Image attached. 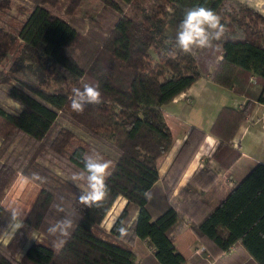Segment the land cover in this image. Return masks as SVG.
<instances>
[{
  "label": "trees",
  "instance_id": "obj_1",
  "mask_svg": "<svg viewBox=\"0 0 264 264\" xmlns=\"http://www.w3.org/2000/svg\"><path fill=\"white\" fill-rule=\"evenodd\" d=\"M30 1L18 25L0 17V60L12 59L0 68V85L20 105H0V264H264V163L222 199L200 191L182 213L169 202L206 134L218 140L211 153L218 171L241 156L231 140L256 103L264 104V13L233 0H97L93 13L82 10L86 0ZM198 5L218 14L225 32L216 40L208 29L211 47L183 53L178 25ZM8 8L0 0V13ZM59 68L70 74L68 85ZM200 77L246 102L223 106L207 132L191 126L160 175L176 142L161 106ZM84 84L98 86L101 102H85L77 113L72 90ZM97 153L113 162L108 194L86 207L79 203L86 183L70 177L84 171V155ZM33 173L45 181H33ZM19 175L39 190L24 227L3 243L11 215L1 202ZM118 197L125 203L104 229ZM66 214L71 235L57 248L47 228ZM185 226L201 246L187 260L174 244Z\"/></svg>",
  "mask_w": 264,
  "mask_h": 264
},
{
  "label": "crops",
  "instance_id": "obj_2",
  "mask_svg": "<svg viewBox=\"0 0 264 264\" xmlns=\"http://www.w3.org/2000/svg\"><path fill=\"white\" fill-rule=\"evenodd\" d=\"M237 1L240 3L236 4H247L264 13V0ZM245 102L244 96L205 77H200L185 91L173 97L170 102L163 104L161 109L169 118L176 142L159 168L160 175L166 170L176 147L182 142L191 126L207 132L223 106L238 107ZM217 143L218 140L215 137L206 134L184 170L169 197L170 204L177 212L186 211L199 197L200 191H209L213 201L222 199L256 163H264V104L256 103L251 114L246 117L232 138L231 144L239 148L241 156L226 170L218 171L216 162L211 158V153ZM193 187L196 191H193ZM124 203L125 200L122 197L120 209ZM174 244L185 260L194 252L201 250L198 240L187 226L175 236Z\"/></svg>",
  "mask_w": 264,
  "mask_h": 264
},
{
  "label": "clouds",
  "instance_id": "obj_3",
  "mask_svg": "<svg viewBox=\"0 0 264 264\" xmlns=\"http://www.w3.org/2000/svg\"><path fill=\"white\" fill-rule=\"evenodd\" d=\"M208 29L215 30V39L220 40L224 35L225 26L221 23V17L213 10L202 5L193 6L185 9L184 16L178 25L177 44L183 53H190L193 48L206 49L211 47L209 41ZM71 98V109L74 112L82 113L85 102L90 104H99L101 102V93L98 86L84 84L81 88H74ZM95 151V149H93ZM84 171L79 175L72 174L70 179L74 182L83 181L87 185V191L79 197V203L86 207L98 205L108 194V187L105 183L106 178L111 173L112 161L104 159L99 153L97 158L84 155L82 159ZM33 181L44 182L46 178L41 177L38 173L31 176ZM58 211H65L60 205H56ZM11 219L8 223V229L15 234L24 227V218L18 207L12 206L8 209ZM73 227V219L66 214L62 219L57 220L47 228V233L52 237V243L55 247H62L67 238L70 237V229ZM118 231L123 236L126 230L119 228Z\"/></svg>",
  "mask_w": 264,
  "mask_h": 264
},
{
  "label": "rangeland",
  "instance_id": "obj_4",
  "mask_svg": "<svg viewBox=\"0 0 264 264\" xmlns=\"http://www.w3.org/2000/svg\"><path fill=\"white\" fill-rule=\"evenodd\" d=\"M235 3H240L237 0H233ZM29 5H31L30 0H9V8L6 12L0 13V17L11 24L18 25V21L24 17L26 13V9ZM47 9L50 10L52 13L56 14L60 18L68 20L69 17L62 12L57 11L55 8L46 5ZM101 9V3L97 0H86L82 10H87L91 13L96 12ZM77 15H82V11L79 10ZM151 55L156 59V56L153 50H150ZM12 64V59L10 55L6 58L0 60V68L7 69ZM61 73L65 74L67 77L66 84L70 82V74L65 71L63 68L58 69ZM28 76L24 73V76ZM68 85V84H67ZM8 89V85L3 84L0 85V105L7 108H12L14 110H19L20 105L10 99L6 95V91ZM82 136L86 137L84 134L81 133ZM55 171L60 174L59 170L55 168ZM60 176L64 177L63 174ZM39 187L33 183L32 181L28 180L22 175H19L17 179L13 182L11 187L7 190L6 194L2 199V205L9 209L12 206L18 207L21 210L22 217L24 218L26 213L28 212L30 206L32 205L36 194L38 193ZM122 197H119L110 211L107 213L106 217L103 219L101 226L104 229H108L114 220V217L120 211ZM120 201V202H119ZM123 206H121L122 208ZM12 232L7 229L4 235L2 236V242L5 243L11 236Z\"/></svg>",
  "mask_w": 264,
  "mask_h": 264
}]
</instances>
